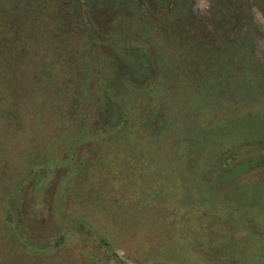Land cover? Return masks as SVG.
Wrapping results in <instances>:
<instances>
[{
	"label": "rangeland",
	"instance_id": "374dc122",
	"mask_svg": "<svg viewBox=\"0 0 264 264\" xmlns=\"http://www.w3.org/2000/svg\"><path fill=\"white\" fill-rule=\"evenodd\" d=\"M173 1L112 0L141 45L102 7L85 50L37 47L0 136V264H264V8Z\"/></svg>",
	"mask_w": 264,
	"mask_h": 264
},
{
	"label": "trees",
	"instance_id": "16d2710c",
	"mask_svg": "<svg viewBox=\"0 0 264 264\" xmlns=\"http://www.w3.org/2000/svg\"><path fill=\"white\" fill-rule=\"evenodd\" d=\"M211 1L213 2V8L215 0ZM173 2L172 0H168L169 9L167 13L168 11L175 10L174 5L177 2ZM216 2L219 3L217 21L220 19V16H225L230 12V17L233 15L238 16L235 21L234 19L232 20L233 24L235 22L237 24L240 22L241 25L245 22L251 23L253 4L264 8V0H217ZM237 2H242L243 4L240 10L242 13L240 14H234ZM102 7H104L105 11L109 12L111 18L123 21L122 23L129 29L133 25L144 24L141 23L143 21L140 19L138 20L139 23H135L138 21H132L131 17H127L123 13L120 14L119 7L113 4L112 0H0V136H4L5 141H10V134L14 130V123L10 118L12 117L10 110L14 108L17 114L21 113V109L16 101L11 102L12 99L7 98V96L21 91L23 84L30 83L32 85L34 79L40 77L41 67L34 59L36 58L37 47H40L41 43L46 44L57 52L59 58L65 55L62 53H65L66 47L69 48V42L74 44L76 48L81 47L85 50L89 43L98 40L97 37L99 35L98 29L89 16L90 10ZM142 12L145 14V6H143ZM250 25L248 26L250 27ZM219 26L221 28V23L213 31L217 34L216 37L222 38ZM205 28H203L202 32H204ZM146 33L138 32L134 34L132 33V29L127 30V44L130 42L131 44L137 43L140 45L143 42L145 43L147 36L151 35L150 33ZM167 34H170L173 39L174 35L177 36V33L174 32ZM202 41L204 44L209 43V40ZM225 43H230V49H236V55L239 56L243 53V46L249 45L250 42L247 39L242 40V38L236 37L234 41L231 40ZM132 52L134 56V49ZM246 52H249L248 48ZM113 53L117 54V50L113 49ZM46 56H44L45 60L42 62L43 64L49 62V58ZM114 59L115 57L112 56L111 60ZM147 60L145 57L142 62L148 65ZM248 60H252V57H248ZM155 61L156 63L159 62L158 60ZM52 62L53 60L49 63ZM131 79L133 78L131 77ZM171 83L172 81H169L168 85L172 86ZM172 90H169V92ZM29 91L32 92V89ZM156 109H158L157 106ZM142 115L144 123L149 119L150 123L152 122L153 126L155 125V121L151 120L150 115L146 116L144 113ZM2 121L3 123L6 121L10 123V127L6 129L7 131L1 126ZM127 122L126 118L119 119L114 129L119 130ZM5 141H3L4 143L0 142L5 146ZM21 143L23 144V142ZM231 154V152L224 154L222 158L231 157L230 161L233 162L236 156H230ZM7 157L12 158L14 156ZM226 163L228 164V162ZM226 163L222 166L223 168L228 166ZM112 256L117 264H125L117 253H113Z\"/></svg>",
	"mask_w": 264,
	"mask_h": 264
}]
</instances>
